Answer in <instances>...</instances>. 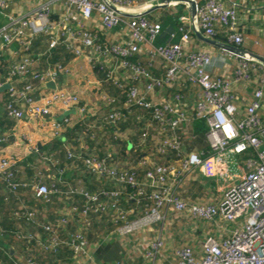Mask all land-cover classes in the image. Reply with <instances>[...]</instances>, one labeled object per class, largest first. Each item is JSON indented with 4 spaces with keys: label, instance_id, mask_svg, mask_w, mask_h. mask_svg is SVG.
<instances>
[{
    "label": "built area",
    "instance_id": "1",
    "mask_svg": "<svg viewBox=\"0 0 264 264\" xmlns=\"http://www.w3.org/2000/svg\"><path fill=\"white\" fill-rule=\"evenodd\" d=\"M161 1L156 0V4ZM55 2L66 6L64 15L58 20L51 18ZM11 4L12 0H0V15L6 18V22L0 26V50L18 44L23 55L20 60H14L8 70V91L12 96L7 104L10 117L22 118L26 111L36 116L50 114L53 102H61L67 107L78 102L77 95L64 90H57L43 96L40 101L36 100L34 94L41 87L35 85V82L42 86L69 71V66L52 61L43 69L34 67L37 59L30 51L33 40L37 35H48L49 54L60 45H65L76 57L84 56L93 64L97 62L94 53L115 57L120 67L132 72L131 78L136 85L128 90L125 106H141L151 111L163 133L159 146L161 153L168 149L180 151L183 146L181 130L185 123L193 118L203 119L207 123L209 157L203 158L202 152H192L172 163L156 164L147 171L145 181L142 182L127 170H110L105 161L99 160L97 156L84 157L81 152L78 158L82 159L90 173L97 177L108 173L119 188L101 189L96 194L85 191L89 206L80 211L74 206L71 211L78 212L86 225L90 224L85 218L90 210L114 211L117 224L115 234L118 236L130 235L155 223L164 222L170 210L177 214L186 213L188 224L202 222L217 226L218 219H224L235 224L228 236L221 240L212 235L207 236L200 255L195 254L189 246L182 247L178 264H264V120L261 115L264 92L262 88L255 89L241 115L234 90L236 83L253 80L250 72L253 65L248 61H259L249 56H237L234 77H229L211 72L213 55L209 51L189 49L191 32L195 30L212 38L216 32L225 31L230 43L240 47L244 42V33L238 27L236 6L224 0H204L202 4L196 1V16L191 17V23L184 17L181 19L187 28H180V41L158 45L155 41L159 29L154 21L146 15H125L136 7L134 0H51L39 4L24 15L11 13ZM146 5L154 6L153 2ZM95 14L102 17L107 30H123L127 38L109 44L101 43L97 33L86 29L81 22L92 19ZM144 46L151 58L160 59L164 63L162 73L155 74L135 64L134 60ZM141 77L146 82L145 91L139 87ZM107 78L120 85L114 70L108 71ZM11 80L15 83L11 84ZM181 80L198 88V100L192 112L184 108L183 90L177 88ZM17 81H23L24 84L18 86ZM165 88H177L173 90L172 101L154 102L148 97ZM39 102L43 104L39 105ZM122 108L113 107L106 113L105 119L109 123L115 122L122 116ZM79 109L84 112L86 106ZM54 127L58 133L57 122ZM5 139L1 137L0 141ZM228 152L234 156L248 155L245 159L246 171L235 181L231 179L226 156ZM68 155L74 156L72 152H68ZM14 163L12 156L0 159V174L9 181L12 174L7 171ZM200 168L208 177L231 181L222 188L219 203L190 201L181 196L180 185L185 178L184 174L191 178ZM10 185L15 189L18 184L11 182ZM128 186L136 189L130 195L131 200L140 202L144 198L147 201L145 213L133 220H127L126 211L117 201L121 190H126ZM35 193L46 199L52 190L46 184H41L35 186ZM104 196L112 197L114 201L111 204L101 202ZM68 220L67 217L62 219L64 223ZM46 229L50 227L46 226ZM63 241L55 235L48 242L42 243L47 250L58 252ZM66 242L78 257H89V242L82 230L74 232ZM161 243L159 241L154 247H160ZM147 257H155V254L148 252ZM28 264L37 262L30 259ZM152 264L157 263L153 261Z\"/></svg>",
    "mask_w": 264,
    "mask_h": 264
},
{
    "label": "crops",
    "instance_id": "2",
    "mask_svg": "<svg viewBox=\"0 0 264 264\" xmlns=\"http://www.w3.org/2000/svg\"><path fill=\"white\" fill-rule=\"evenodd\" d=\"M51 0H12L11 4V13L16 15H24L28 12L34 10L39 4L44 2H49ZM135 8L128 12V14H140L142 12L147 11L152 7H147L146 3L153 2L156 4V0H134ZM199 4H202L204 0H196ZM227 4L231 5L232 3L236 6V10L238 13V27L244 33V49L252 52L254 54L260 55L264 57V0H224ZM179 5L172 4L163 8H158L148 14L154 13L152 21L158 20V17L165 10H173L175 11V15L181 21L182 17L187 19L186 21L191 23V8L186 5L182 7L181 11L179 10ZM53 13L51 14V18L54 20L60 19L66 10V6L63 3L55 2L52 5ZM178 9V10H177ZM6 22V18L0 15V26ZM84 27L88 30H92L97 33L99 36V41L103 44H109L112 42H116L118 40H122L127 38V34L120 29L107 30L103 24L102 17L99 14H95L92 19L82 20L81 21ZM182 22V21H181ZM183 23V22H182ZM190 25V24H189ZM194 33V32H193ZM224 33V32H221ZM41 35H37L35 39H39ZM222 36V35H221ZM227 41L225 43H230L228 40L227 34L224 33ZM49 38V37H48ZM157 37L156 43L160 40V43H165V38L161 37L158 39ZM34 39V40H35ZM41 39V38H40ZM104 41H101V40ZM33 40V41H34ZM36 43H34L35 45ZM38 44V45H37ZM33 47V55H35L37 59V63L35 64V68L43 69L47 67L49 62H55L53 60L56 51L53 54V57L48 52V41L41 40ZM41 46V47H40ZM38 49H35L37 48ZM40 47V48H39ZM143 51L139 54V58L142 60V63L150 67L153 72H157L155 74L162 73L164 68V63L161 62L160 59L151 58L148 52L146 51V46L143 47ZM189 49L198 50L204 49L209 51L213 55V66H211L210 70L216 74H222L229 77H234V70L237 64V56L228 52L223 51L220 48L212 46L210 44L205 43L203 40L198 38L195 34L191 37V41L189 43ZM61 52L64 50L60 49ZM23 52L18 44H13L9 47H5L1 51L0 55V107L4 111V102L3 97L5 95V90H9V87L1 89L4 85L8 84V70L10 64L14 60H20ZM2 57V58H1ZM95 61L97 65L104 68L107 72L109 70H114L116 76L120 80L127 79L131 76L130 71L124 69L119 66V60L115 57L104 56L98 53H94ZM259 63V64H258ZM69 71L61 73L57 78L53 80H49L46 84L40 86L38 82H35V85L41 88H37L36 93L34 94L36 100L40 101V98L47 94H52L57 90H64L70 94H75L78 97V102L76 104H72L67 107L61 102H53L50 106L51 113L45 115H33L31 112L26 111L22 118H13L9 120H5L0 125V138L4 135H8V139L0 141V159L7 158L12 156L15 160L16 158H21L25 160L30 155L35 160H40L41 158H37L36 154H31L34 148H42L46 145L50 140L56 138H63V130L67 122H69V116L77 115L80 120H84L86 122V126L102 129L100 125V118L96 117H105L107 110L109 107L108 101L109 96L108 93L110 91H106L103 86V83L100 80L98 74L94 71V64L86 59L84 56L76 57L69 64ZM261 66V67H260ZM253 80L248 82H238L234 86L235 90V101L239 105V110L241 115L244 113L246 105L249 103L253 92L255 89L262 88L264 92V64L261 62H257L255 69L253 70ZM131 78V77H130ZM11 84L15 83L13 80L10 81ZM18 86H22L24 82L17 81ZM52 83V85H50ZM145 79L141 77L139 82V87L145 91ZM178 90H183V102L188 112H192L195 107L196 101L198 100V88L192 86L188 81L181 80L177 85ZM177 88H165L162 90H157L148 97L154 102H161L164 100L173 99V93ZM39 105H42L43 102H39ZM86 110L80 111V107H85ZM262 119L264 120V97H263V107L261 109ZM91 117V118H89ZM95 118V119H92ZM64 119V122H61ZM89 119H92L91 121ZM97 119V120H96ZM193 118L189 123H185L181 134L184 137H192L195 138V134L193 132L192 124L194 123ZM106 120V119H105ZM57 122L59 124L58 133L54 127V123ZM206 123V121H205ZM207 124V123H206ZM161 131V129H160ZM159 131V132H160ZM132 131H126L123 133L124 138H131ZM79 135V134H78ZM104 140L102 146L106 151H113L115 144L110 142V139L107 138L105 134H102ZM84 138V137H83ZM163 138V133L159 135V140ZM78 139V138H77ZM66 140V139H63ZM206 140V138H205ZM79 147L85 148L86 141L80 138L78 139ZM206 145L208 142L206 140ZM88 146V145H87ZM204 145L197 147L196 149L190 151L192 152H204ZM88 148V147H87ZM183 148V146H182ZM209 148V145H208ZM47 153V152H46ZM161 153V152H160ZM166 153V152H165ZM163 154V153H161ZM189 154V153H188ZM208 155L207 157H209ZM229 164H230V172L232 181L237 180L240 174L246 171V166H241L240 160L243 161L248 158L247 154H242L241 156H234L232 153L228 152L226 154ZM31 157V158H32ZM44 160V159H43ZM80 160V158L78 159ZM174 160H169L167 163H172ZM42 163V162H41ZM82 164V160L75 161L68 167V170L71 171L72 179L76 182V187L69 186L58 187L55 192L59 193L60 201L63 202V208H72L77 204H74V200H71V196L77 194L84 195V192H89L91 194H96L102 189V180L100 177L89 173L83 174L82 170L79 169V165ZM245 164V163H244ZM64 168L59 169L60 181L64 180V175L62 174ZM185 178L182 180V184L180 185V194L183 198L189 200L187 193L185 192V185L190 180L193 181H205V187L208 185V181H210L212 193L210 192V196L206 200H198L204 203H219L222 196V188L226 186L227 183L231 182L226 179L208 177L204 174L202 168L198 169L196 172V176H192L191 178L185 175ZM183 176V177H184ZM62 179V180H61ZM202 179V180H200ZM86 180V181H85ZM57 182V183H60ZM202 183V182H200ZM87 184H91L92 188H88L85 186ZM64 185V184H63ZM115 187H118L115 185ZM182 187V189H181ZM119 188V187H118ZM121 188V187H120ZM201 188V186H200ZM202 189V188H201ZM200 189V191H201ZM148 188L147 191H149ZM122 193V192H121ZM216 194V195H215ZM194 196L196 193L194 192ZM122 205L126 202L125 198H122ZM110 201V198L107 196L102 197L101 202ZM193 201V200H190ZM62 209V208H61ZM70 210V209H69ZM142 210V208H141ZM139 209V211H141ZM61 211V210H59ZM74 212V211H73ZM106 215L104 217H97L98 219L94 220L92 224V220L89 219L90 224H83L80 226L79 223H76L75 219H78V216L75 214L69 220H74L75 226H78V229L82 230L87 234L90 230H88L92 225H102L100 231H95L93 234L88 236L89 245V257H78L71 250H62L61 253L56 256L45 257L40 260L43 264H152L153 261L157 264H178L179 262V251L184 246H189L193 248L195 254L200 255L204 250V242L207 236L212 235L218 240L228 236L232 230L235 228V224H230L224 219H218L217 226L209 225L208 223L197 222L195 224H188L187 217L185 214H177L176 212L170 210L168 212L166 219L164 222H158L153 224L148 228H144L143 230L137 231L130 236H118L115 234L116 224L112 221L111 215L105 212ZM103 216V215H102ZM105 218V219H104ZM73 224H70V227H73ZM88 226V227H87ZM87 227L88 229H86ZM93 227V226H92ZM91 227V228H92ZM86 229V230H85ZM96 234H100L97 238H95ZM139 236H138V235ZM88 235V234H87ZM69 236V235H67ZM138 238L139 241L135 242L139 245L137 250L139 253L132 252L130 253L127 250L126 239L129 237ZM66 239V237H65ZM68 239V238H67ZM69 240V239H68ZM65 240V241H68ZM109 241V242H108ZM120 241L124 244L117 245L118 248L109 251L106 247L114 246V244H110L111 242ZM161 241V245L158 248L154 247V244H158ZM92 246V247H91ZM123 247V248H120ZM105 250H108V253L105 254ZM135 250V251H137ZM148 252H153L155 257H147ZM95 255V256H94ZM105 255H108L106 258ZM100 259H103L99 261ZM111 258V259H110ZM109 259V260H108Z\"/></svg>",
    "mask_w": 264,
    "mask_h": 264
},
{
    "label": "trees",
    "instance_id": "3",
    "mask_svg": "<svg viewBox=\"0 0 264 264\" xmlns=\"http://www.w3.org/2000/svg\"><path fill=\"white\" fill-rule=\"evenodd\" d=\"M182 7V5H179V10H177L181 11ZM174 13L175 11L173 10H165L158 17V20L155 21L159 29L158 39L164 37L166 40L165 43H160L159 40L158 45L178 43L182 34L180 28L182 26L187 28V25L182 23ZM153 16L154 13H151L147 17L152 20ZM221 32L222 31L216 32L213 38L221 42H228L226 36H224L226 32ZM193 36L194 33L191 32V37ZM41 40L48 41V35H41L39 39L33 41L30 47L31 53H33V47ZM101 41L104 40L102 39ZM34 43L36 44L34 45ZM240 47L244 49V42ZM35 49H38V47ZM60 49L64 51L61 52ZM1 51L2 50H0V55ZM55 51L56 53L53 58L55 62L67 65L76 58V55L67 50L65 45H60L58 48L54 49L51 53L52 57ZM134 62L137 65L140 64L143 68L152 73H157L153 72L146 64L144 65L139 55ZM248 62L253 65L250 69L251 74H253L257 62ZM93 69L100 77L106 91H110L108 96L111 101H108L107 105L109 107L107 108L109 109L107 112L112 110L113 107L122 106V116L115 122L110 123L105 120L103 116L96 117L97 119L100 118L101 130L96 127L86 126V122L83 119L80 120L78 118L79 116L76 114L69 116V122L66 123L63 130V138L50 140L42 148L33 149L31 154H36V159L43 157L40 159L42 163L39 162V160L33 159L31 155L25 158V160L16 158L13 167L7 171V173L12 174L11 181L5 179V176L0 174V264H28L30 259L37 262V264H43V262H40L41 259L56 256L61 253L62 250L70 249V245L65 240L70 239L74 232L80 231V228L78 229V226H75L74 220H68L67 223L62 221L65 217L71 219L74 212L71 211L70 207L63 208L64 204L60 201L58 197L59 193L55 192V190L58 189V187L68 188L69 186H77L74 179H72L73 177L68 167L71 166L73 162L82 160H78V155L81 152L84 153V157L90 155L97 156L99 160L105 161L110 170H127L129 173H133L141 182L145 181L144 179L147 171L156 164H166L167 161L171 159L178 160L201 145H204L205 154H203V158L211 154L208 145L205 144L207 124L205 120L200 118H195L192 124L195 138L182 136L183 140L186 142H184L183 148H181L180 151L168 149L166 153L161 154L159 151L162 140H159L161 128L151 111L141 106H125L127 92L131 87L136 85V82L133 81L130 76L127 79H123L119 85L108 80V72L104 68L94 64ZM130 74L132 75L131 71ZM3 98L4 111L0 107V125L5 120L11 119L8 115L7 104L12 100V96L8 90H5ZM92 119L95 118L92 117ZM92 119L89 120L91 121ZM61 122H64V119H62ZM127 130L133 131V133L131 138L129 137L126 139L121 135ZM102 134H105L107 138L110 139V142L115 144L113 151H106L104 146H102L104 142V140H102L103 137H101ZM1 135H4L3 137L8 139L7 134L5 135V133H3ZM80 136L88 145H86L85 148L78 146V139ZM68 152H72L74 156L70 157ZM61 168H64L62 171L64 180L61 179L62 182L60 181V177L62 176H59V169ZM79 169L82 170L83 174L87 175V173H89L83 161L81 166L79 165ZM85 171L87 173H85ZM110 178L108 173H104L100 176L102 180L101 183L103 184L102 189L114 190L115 184ZM59 181L60 183H57ZM11 182L18 184L15 189L11 187ZM41 184H46L52 190V193H50L46 199L36 196L35 186ZM85 186L92 188L91 184ZM121 191L122 193L119 195L117 201L118 205L126 211L127 220H133L140 215L142 216L146 211L147 201L144 198H141V203L131 200L130 195L132 192H136V189L130 186H128L126 190ZM123 197L126 202L122 205ZM72 199L74 200V204H77L76 207H78L79 211L89 206L88 199L85 195L80 194V196H78L74 194L71 196V200ZM112 201H114V198L111 197L110 201L106 203L111 204ZM139 209L141 211H139ZM105 212L111 215L112 221L116 224L114 220V211L109 209L99 212L90 210L85 218L92 220L93 224L94 222L96 223L94 220L98 219L97 217H104L106 215ZM75 214L78 216V212H75ZM75 221L79 223L80 226L82 223L85 224L81 216H78V219H75ZM70 224L74 226L70 227ZM46 226H49L50 229L47 230ZM92 226V228L90 227L89 229L87 228L88 226L85 227L90 230L89 233L87 232L88 235L85 233L87 239L88 236L90 238L93 232L100 231L102 225ZM55 235L61 238V240H64V244L60 246L58 252L47 250L42 243L48 242Z\"/></svg>",
    "mask_w": 264,
    "mask_h": 264
},
{
    "label": "rangeland",
    "instance_id": "4",
    "mask_svg": "<svg viewBox=\"0 0 264 264\" xmlns=\"http://www.w3.org/2000/svg\"><path fill=\"white\" fill-rule=\"evenodd\" d=\"M172 4H175V6L176 5H182V6H186V5H189L188 3H186V2H181V1H179V0H170L169 1V4L168 5H172ZM244 57H248V55H243ZM250 57V56H249ZM251 58V57H250ZM207 131H208V127H207ZM133 132V131H132ZM184 142H186V141H184L183 140V144H184ZM239 161H240V164H241V166L243 167V166H245V160L243 159V161L242 160H240L239 159ZM81 166V165H80ZM84 171V170H83ZM85 173H87L86 171H85ZM194 176H196V173H194L193 174V177ZM200 180H202V179H200ZM86 181V180H85ZM200 182H202V183H200ZM200 182H198V181H193V180H190L188 183H187V185H185V192L187 193V196L189 197V200H193V201H198V200H206V199H208L209 198V196H210V192L212 193V187H211V185H210V181H208V185L205 187V181L204 180H202V181H200ZM200 186H201V188H200ZM200 189H201V191H200ZM194 192L196 193V196H194ZM216 195V194H215ZM68 228H70V227H68ZM100 234H96L95 235V238H97L98 236H99ZM138 235V234H137ZM127 236H130V235H127ZM139 236V235H138ZM127 241H126V245L128 246L127 247V250L130 252V253H132V252H137V253H139V250H137V247L139 248V245H137V244H139L138 243V241H139V239L137 238L136 239V236H135V238H132V237H129V238H127L126 239ZM109 242V241H108ZM135 242H137V244L135 243ZM110 244H114V246H110V247H106V249L108 248L109 249V251L110 252H112V250L115 248V246H116V248H118L119 249V247H117V245H123L124 243L123 242H120V241H115V242H111ZM92 247V246H91ZM120 248H123V247H120ZM135 250H137V251H135ZM108 253V250H105V254H107ZM95 256V255H94ZM105 257L107 258L108 257V255H105ZM111 259V258H110ZM101 260H103V259H100L99 258V261H101ZM109 260V259H108Z\"/></svg>",
    "mask_w": 264,
    "mask_h": 264
},
{
    "label": "water",
    "instance_id": "5",
    "mask_svg": "<svg viewBox=\"0 0 264 264\" xmlns=\"http://www.w3.org/2000/svg\"><path fill=\"white\" fill-rule=\"evenodd\" d=\"M169 1L170 0H162L161 2L155 4L152 8H150L147 11L142 12L140 14H128V13H126L125 15L126 16H129V17L138 16V15H146V14H148V13H150V12H152V11L158 9V8H163V7L168 6ZM179 1L186 2V3H188L190 5L192 17L195 18L196 11H197L196 1L195 0H179ZM194 34L198 38H200L201 40H203L205 43L210 44L212 46H215L217 48H220V49H222L225 52L234 54L236 56L248 55L251 58H253V59L261 62L262 64H264V57L263 56H260V55L254 54L252 52H249V51H247V50H245V49H243V48H241V47H239L237 45H234V44H231V43L221 42V41H219L217 39H214L212 37H207V36L203 35L202 32L199 31V30H195L194 31ZM50 85H52V83ZM6 87H9V85L6 84L1 89H4Z\"/></svg>",
    "mask_w": 264,
    "mask_h": 264
},
{
    "label": "bare ground",
    "instance_id": "6",
    "mask_svg": "<svg viewBox=\"0 0 264 264\" xmlns=\"http://www.w3.org/2000/svg\"><path fill=\"white\" fill-rule=\"evenodd\" d=\"M147 7H149V6H147Z\"/></svg>",
    "mask_w": 264,
    "mask_h": 264
}]
</instances>
